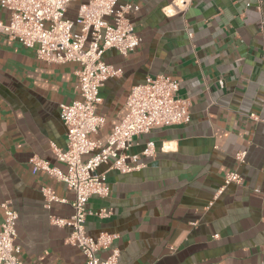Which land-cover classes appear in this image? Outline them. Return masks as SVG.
I'll return each instance as SVG.
<instances>
[{
  "label": "crops",
  "instance_id": "crops-1",
  "mask_svg": "<svg viewBox=\"0 0 264 264\" xmlns=\"http://www.w3.org/2000/svg\"><path fill=\"white\" fill-rule=\"evenodd\" d=\"M87 1L68 8L76 17ZM180 1L118 2L132 6L126 17L140 42L126 57L103 54L121 75L100 88L105 122L91 139L105 142L127 112L130 89L148 77L178 82L189 120L134 138L127 165L137 169L97 168L110 193L88 200L84 228L92 238L116 235L118 264H264V0H183L184 8ZM8 19L0 7V21ZM78 69L39 60L0 34V206L17 213L21 264H84L65 242L70 228L49 220L72 215L73 193L30 163L37 157L64 169L53 152L65 148L59 105L78 98ZM149 142L152 157L143 155ZM232 171L242 182L218 193ZM42 189L58 199L48 208ZM101 209L110 215L95 216Z\"/></svg>",
  "mask_w": 264,
  "mask_h": 264
},
{
  "label": "built area",
  "instance_id": "built-area-1",
  "mask_svg": "<svg viewBox=\"0 0 264 264\" xmlns=\"http://www.w3.org/2000/svg\"><path fill=\"white\" fill-rule=\"evenodd\" d=\"M75 0H1L0 7L8 15V23L0 21V34L10 41L35 50L39 60L49 64L75 63L78 98L70 104H60V119L65 129V148H53L56 162L64 169L52 166L37 157L30 160L33 171H40L65 184L74 198L70 202L72 215L67 218L50 216V223L59 228H70L65 242L80 250L84 264H118L119 250L114 245L116 235L100 233L96 238L87 235L84 222L86 205L92 196L105 198L110 193L105 175L97 173L103 164L109 170L126 174L138 167L127 165L134 138L154 129L186 124L189 106L179 94L178 82L165 76L148 77L144 83L133 86L126 99L127 112L105 142L91 139L104 126V118L97 114L101 104L100 88L104 82L121 75V70L105 63L103 54L113 50L126 57L139 44L140 39L126 15L130 4L118 5L119 0H88L81 4L75 20L66 18L68 5ZM184 8L187 2L180 1ZM77 28V29H76ZM264 51V48H263ZM264 69V52L262 55ZM220 87L223 86L218 81ZM154 145L149 142L143 155L152 157ZM245 152L236 154L243 162ZM241 176L229 172L218 193L230 184L239 185ZM46 207L57 201L49 189H42ZM65 202L64 200H59ZM0 264H21L16 239L17 213L8 202L1 204ZM110 210L95 213L108 217ZM105 257H100V253Z\"/></svg>",
  "mask_w": 264,
  "mask_h": 264
},
{
  "label": "rangeland",
  "instance_id": "rangeland-1",
  "mask_svg": "<svg viewBox=\"0 0 264 264\" xmlns=\"http://www.w3.org/2000/svg\"><path fill=\"white\" fill-rule=\"evenodd\" d=\"M71 4H74V3H71ZM70 4V5H71ZM74 6H76L75 4H74ZM75 14H74V9H72L71 8V6L67 9V15H66V17L67 18H70L71 20H75V16H74ZM77 29V28H76Z\"/></svg>",
  "mask_w": 264,
  "mask_h": 264
}]
</instances>
